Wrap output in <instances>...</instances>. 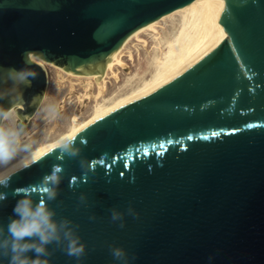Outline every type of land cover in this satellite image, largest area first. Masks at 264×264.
<instances>
[{"label":"water","instance_id":"1","mask_svg":"<svg viewBox=\"0 0 264 264\" xmlns=\"http://www.w3.org/2000/svg\"><path fill=\"white\" fill-rule=\"evenodd\" d=\"M190 1L0 0V68L37 73L22 99L0 105L20 103L25 123L33 114L47 75L30 56L26 65V53L92 73L134 30ZM208 12L207 39L174 77L78 131L94 171L66 160L51 206L80 225V264H119L109 245L134 255L131 264H264V0H209ZM59 162L46 153L12 178L0 222L19 198L12 189ZM81 194L87 205L78 207ZM114 207L125 213L122 229ZM49 264L77 262L58 250Z\"/></svg>","mask_w":264,"mask_h":264},{"label":"clouds","instance_id":"2","mask_svg":"<svg viewBox=\"0 0 264 264\" xmlns=\"http://www.w3.org/2000/svg\"><path fill=\"white\" fill-rule=\"evenodd\" d=\"M25 56L26 65L33 63L29 59L30 54L26 53ZM36 75L29 67L20 70L0 68V98L11 96L22 99L21 87H30L31 79ZM9 81L10 87H2ZM57 95L58 92L55 95L45 92L43 95L47 99L35 114V118L43 125L39 136L35 126L30 129L16 113L14 105H0V205L3 206L8 198L9 193L3 190L11 188L12 178L39 162L42 157L38 155L41 144L47 153H56L60 161L53 164L38 183L12 189V197L19 198L7 218V224L0 222V264L5 261L6 264H49L50 258L58 250L80 264L86 255L87 245L78 235L80 225L60 217L51 206L59 194L66 160H78L85 173L94 171L92 164L82 157L87 140L81 138L78 131L62 134L54 140L48 135L51 125L69 119ZM78 200V207L87 205L84 194ZM126 214L133 218L139 215L131 205ZM124 216L125 213L117 211L115 207L110 210L111 222H119L121 229L125 227ZM89 219L95 220L96 217L91 215ZM109 252L119 264H131L136 258L134 255L130 257L123 247L116 245H109Z\"/></svg>","mask_w":264,"mask_h":264},{"label":"bare ground","instance_id":"3","mask_svg":"<svg viewBox=\"0 0 264 264\" xmlns=\"http://www.w3.org/2000/svg\"><path fill=\"white\" fill-rule=\"evenodd\" d=\"M208 9L209 0H192L137 28L114 50L101 73H74L30 53V58L44 69L51 66L70 78H84L87 89L85 94L92 96L95 101L91 111L84 119L73 116L67 128L55 138L74 130L79 131L110 111L152 93L174 77L183 64L203 46L207 39L212 26V18ZM142 34H147L153 39L151 49L146 52V68L142 71L135 70L126 74L118 88L112 91V94L109 93L111 95L106 96L104 93L106 77L110 74L115 79L118 78L116 69L126 65L123 55L128 42L136 39L135 45L137 47L140 44L147 48L148 40L141 36ZM126 52L128 57H132L131 49H127ZM93 83L95 84V91L91 89ZM72 85L71 83L70 86L72 87ZM40 149L46 151L44 145Z\"/></svg>","mask_w":264,"mask_h":264},{"label":"rangeland","instance_id":"4","mask_svg":"<svg viewBox=\"0 0 264 264\" xmlns=\"http://www.w3.org/2000/svg\"><path fill=\"white\" fill-rule=\"evenodd\" d=\"M141 36L145 37L148 40L147 48L138 44V47L135 45L137 43L136 39H132L127 44V49L132 50V57H128L126 55L127 49L124 50V61L126 65L124 67H117L116 71L118 72V78H114L110 74L106 77L105 83V95H111L116 88L120 85L122 79L126 74L138 70L142 71L146 68V58H147V50H150L153 45V39L147 35L142 34ZM104 68V67H103ZM101 70L95 71L97 73H101ZM47 75V84L43 94L40 96L39 102L33 112V114L26 120V124L31 129L33 126L36 128V133L39 136L40 130L42 129L43 125L42 122L35 118V114L37 109L41 106V104L47 99V97L43 96L45 92L49 94L55 95L58 92L57 99L59 100L61 107L64 110V114L69 119L67 121H61L57 124H53L48 128V135L51 139H54L60 132L65 130L69 124V121L73 116H76L79 119H84L89 112L91 111V107L94 104V99L92 96H87L85 94V79H74L68 77L66 74L58 71L56 68L47 66L45 69ZM90 73V72H84ZM71 83L73 84L72 87L70 86ZM58 86V88H57ZM95 91V84L93 83L92 88ZM111 93V94H109ZM17 106H21L20 103H15L14 108L16 111ZM17 113V112H16ZM43 144L40 145V147Z\"/></svg>","mask_w":264,"mask_h":264},{"label":"snow or ice","instance_id":"5","mask_svg":"<svg viewBox=\"0 0 264 264\" xmlns=\"http://www.w3.org/2000/svg\"><path fill=\"white\" fill-rule=\"evenodd\" d=\"M76 131H78V130H76ZM45 154H46V151H44V150H42L40 153H38L39 156H43Z\"/></svg>","mask_w":264,"mask_h":264}]
</instances>
